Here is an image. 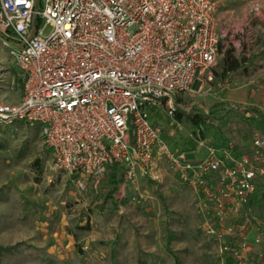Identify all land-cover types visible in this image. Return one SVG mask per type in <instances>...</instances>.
I'll use <instances>...</instances> for the list:
<instances>
[{
  "label": "built area",
  "instance_id": "1",
  "mask_svg": "<svg viewBox=\"0 0 264 264\" xmlns=\"http://www.w3.org/2000/svg\"><path fill=\"white\" fill-rule=\"evenodd\" d=\"M231 1L0 0V36L24 80L20 101L0 96V126L38 123L54 167L81 189H98L114 164L133 183L161 179L167 164L197 193L205 233L230 235L224 250L240 261L247 203L264 181V138L255 132L245 154L212 145L188 159L153 119L173 117L179 94L214 79L216 12Z\"/></svg>",
  "mask_w": 264,
  "mask_h": 264
},
{
  "label": "rangeland",
  "instance_id": "2",
  "mask_svg": "<svg viewBox=\"0 0 264 264\" xmlns=\"http://www.w3.org/2000/svg\"><path fill=\"white\" fill-rule=\"evenodd\" d=\"M216 17L223 37L214 79L179 94L173 117L153 116L188 159L212 145L245 154L255 132L264 138V0L228 2ZM228 51L242 61L235 71L224 68ZM16 72L0 36V78ZM16 84L24 92L23 78ZM163 169L159 180L133 183L114 165L98 189H81L54 167L38 123L1 125L0 264H226L231 236L207 235L197 193L167 164ZM247 210L246 250L241 244L243 257L231 264H264V237L255 241L264 233V181ZM241 220L228 217L224 229Z\"/></svg>",
  "mask_w": 264,
  "mask_h": 264
},
{
  "label": "crops",
  "instance_id": "3",
  "mask_svg": "<svg viewBox=\"0 0 264 264\" xmlns=\"http://www.w3.org/2000/svg\"><path fill=\"white\" fill-rule=\"evenodd\" d=\"M5 46H7V45H5ZM7 47L9 49V53H10V47L9 46H7ZM10 55H11V53H10ZM11 57H12V55H11ZM12 60L14 61L13 57H12ZM20 78H22L20 76V72H16V73L9 75V76H2L0 78V96L4 100H6L8 102L15 103V102H18L22 99L24 92H23V90H21L18 87V84H16V82H18ZM241 97H243V96L241 95ZM193 151H196V153H197V156L195 157V159L203 157L204 153H205L204 147H200V148L197 147ZM186 152H188V151L186 150Z\"/></svg>",
  "mask_w": 264,
  "mask_h": 264
},
{
  "label": "trees",
  "instance_id": "4",
  "mask_svg": "<svg viewBox=\"0 0 264 264\" xmlns=\"http://www.w3.org/2000/svg\"><path fill=\"white\" fill-rule=\"evenodd\" d=\"M241 63H242V61L238 57L233 56L231 54V52L228 51V53L224 59V68L228 72L229 71H235L242 66ZM114 165H117V164H114ZM114 165H112V166H114ZM232 260H233V258L230 255H228L226 264H231Z\"/></svg>",
  "mask_w": 264,
  "mask_h": 264
}]
</instances>
